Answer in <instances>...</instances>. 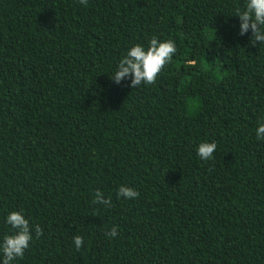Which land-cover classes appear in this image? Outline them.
<instances>
[{"label": "trees", "instance_id": "trees-1", "mask_svg": "<svg viewBox=\"0 0 264 264\" xmlns=\"http://www.w3.org/2000/svg\"><path fill=\"white\" fill-rule=\"evenodd\" d=\"M244 2L0 0V237L12 210L42 230L16 264H264V44L239 34ZM153 36L177 47L156 81L112 82Z\"/></svg>", "mask_w": 264, "mask_h": 264}, {"label": "clouds", "instance_id": "clouds-1", "mask_svg": "<svg viewBox=\"0 0 264 264\" xmlns=\"http://www.w3.org/2000/svg\"><path fill=\"white\" fill-rule=\"evenodd\" d=\"M87 2L88 0H79L81 5H87ZM232 16L239 18L240 35H246L251 31V45L255 46L257 42L260 45L264 44V0H245L243 6L237 7ZM176 52L174 40L161 41L153 36L147 46L136 43L127 48L112 69L109 78L116 84L126 79L130 80L129 86L132 88L153 84L162 69L172 61ZM255 136L258 141H264V120L258 122ZM216 149L217 144L214 141H203L196 145L195 154L199 160L208 161L214 158L213 153ZM138 196L139 192L132 187L121 185L117 190V199H135ZM94 202L105 207L111 206V199L106 198L100 189L95 191ZM3 222L9 232L0 237V264H16L25 257L26 251L30 248L34 239L33 232L38 237L42 234V230L39 225L30 222L23 209L9 211ZM117 234L116 227L105 233L109 238H116ZM72 242L79 250L84 244V238L76 235Z\"/></svg>", "mask_w": 264, "mask_h": 264}]
</instances>
